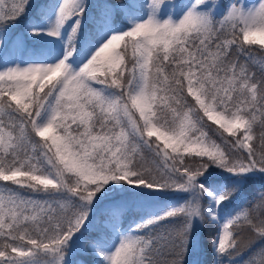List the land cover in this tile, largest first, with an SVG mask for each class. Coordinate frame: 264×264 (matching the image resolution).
Here are the masks:
<instances>
[{
  "label": "snow or ice",
  "instance_id": "6c2138e0",
  "mask_svg": "<svg viewBox=\"0 0 264 264\" xmlns=\"http://www.w3.org/2000/svg\"><path fill=\"white\" fill-rule=\"evenodd\" d=\"M205 252L264 264V0H0V264Z\"/></svg>",
  "mask_w": 264,
  "mask_h": 264
},
{
  "label": "trees",
  "instance_id": "16d2710c",
  "mask_svg": "<svg viewBox=\"0 0 264 264\" xmlns=\"http://www.w3.org/2000/svg\"><path fill=\"white\" fill-rule=\"evenodd\" d=\"M254 187L256 189H258L259 188V184L257 183L256 185H254ZM209 237H210V232H209V230L207 228H205L203 230L202 236L199 237V239H201L202 242L206 243L207 240L209 239ZM201 259H203L205 261V264H210V260H209V256H208L207 252H205L204 255H202Z\"/></svg>",
  "mask_w": 264,
  "mask_h": 264
}]
</instances>
